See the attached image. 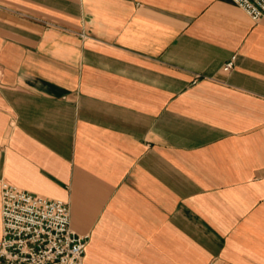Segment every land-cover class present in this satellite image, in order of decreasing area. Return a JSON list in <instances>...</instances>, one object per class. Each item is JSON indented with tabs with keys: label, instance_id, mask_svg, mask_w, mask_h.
Masks as SVG:
<instances>
[{
	"label": "crops",
	"instance_id": "0c3cea01",
	"mask_svg": "<svg viewBox=\"0 0 264 264\" xmlns=\"http://www.w3.org/2000/svg\"><path fill=\"white\" fill-rule=\"evenodd\" d=\"M1 181L68 203L82 264H264V17L0 0Z\"/></svg>",
	"mask_w": 264,
	"mask_h": 264
},
{
	"label": "built area",
	"instance_id": "2783aa9c",
	"mask_svg": "<svg viewBox=\"0 0 264 264\" xmlns=\"http://www.w3.org/2000/svg\"><path fill=\"white\" fill-rule=\"evenodd\" d=\"M232 1L254 21L264 17V0ZM0 200V264H82L88 235L71 228L67 202L6 181L0 183Z\"/></svg>",
	"mask_w": 264,
	"mask_h": 264
}]
</instances>
